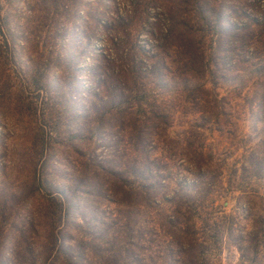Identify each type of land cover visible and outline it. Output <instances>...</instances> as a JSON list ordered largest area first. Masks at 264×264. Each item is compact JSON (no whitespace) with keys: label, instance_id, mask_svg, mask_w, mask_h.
<instances>
[{"label":"rangeland","instance_id":"obj_1","mask_svg":"<svg viewBox=\"0 0 264 264\" xmlns=\"http://www.w3.org/2000/svg\"><path fill=\"white\" fill-rule=\"evenodd\" d=\"M0 264H264V0H0Z\"/></svg>","mask_w":264,"mask_h":264},{"label":"trees","instance_id":"obj_2","mask_svg":"<svg viewBox=\"0 0 264 264\" xmlns=\"http://www.w3.org/2000/svg\"><path fill=\"white\" fill-rule=\"evenodd\" d=\"M194 1V0H192ZM214 17V20L212 21ZM223 21H222V12L220 11H215L213 10V8H211L210 6H205L202 7L200 12H198V17H197V22L196 24L198 25L197 28L195 29L197 30H201V26L206 27L209 25H212V28H215L218 30L219 32V36H218V41L217 43H219V47H222L223 45H225V43L227 41H229L230 39H232L233 37L238 38L239 34H240V30L238 29H232L230 30L228 27H224L223 25ZM177 26L175 24H171L170 29L167 30L166 32V39H171L174 36H178L177 34ZM189 32L193 31V28L189 26ZM195 31V32H196ZM198 34V33H196ZM196 34H194L192 37L188 36L187 39V43L184 46L183 49L189 50L191 48H193V50L195 52H197V47L199 46L194 43V39ZM163 49L161 47H155L153 53L150 55H145L143 57H141L140 59H136L135 56L137 54H133L132 52H127L126 54L124 53V55H122L123 58V62L121 63L120 66H122L120 69V76L123 80V84L121 85V88L117 91L114 89H111L109 91V95H110V100L107 103V106L109 109H119L120 110V114L121 115H125V116H133L135 117V112L132 108H131V99L133 96V90H130L129 85H133V88H136V84L139 80H143L141 78H145L147 80H151L152 83L154 82V80L157 78V76L162 75V72H164L163 70V65H161L157 59L159 56H161L160 51H162ZM109 58V57H108ZM191 58V57H190ZM70 61H72V59H69ZM193 62V61H190ZM146 64L145 69L142 70V66ZM189 64V63H187ZM201 68V67H200ZM119 76V75H118ZM143 76V77H142ZM111 80L118 82L119 78L112 76L111 75ZM150 83V84H152ZM128 89V91H127ZM115 93H117V95H115ZM92 104V103H91ZM106 104V103H105ZM118 110V111H119ZM129 122V121H128ZM129 126V130L132 132V134H130V139H129V145L131 147L132 152L134 153V158L132 159V161L130 162V169H131V174H135L134 176H136L137 171H136V167H137V160L136 157L138 155V157H140V154H144L143 148H142V144H143V137H140V131L141 129L137 128L135 126V123H132ZM145 155V154H144ZM112 175H114V173L111 172ZM115 177V176H114Z\"/></svg>","mask_w":264,"mask_h":264}]
</instances>
